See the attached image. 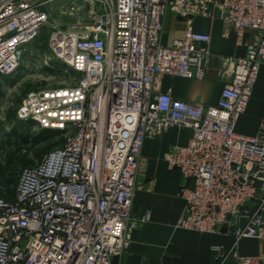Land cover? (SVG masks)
I'll use <instances>...</instances> for the list:
<instances>
[{
    "label": "built area",
    "instance_id": "obj_1",
    "mask_svg": "<svg viewBox=\"0 0 264 264\" xmlns=\"http://www.w3.org/2000/svg\"><path fill=\"white\" fill-rule=\"evenodd\" d=\"M55 0H0V77L13 75L51 15ZM85 17L56 26L49 45L65 65L61 86L29 92L17 118L61 133V144L21 169L14 201L0 196V264H114L130 245L141 153L171 128L193 132L166 155L188 182L178 227L226 233L237 244L264 231V122L256 136L236 133L264 66V0H83ZM247 41L245 57H223L228 75L215 106L161 90L164 76L203 80L211 37L192 18L214 11ZM169 11L186 18L182 39L162 43ZM220 254L221 264H264V255Z\"/></svg>",
    "mask_w": 264,
    "mask_h": 264
},
{
    "label": "crops",
    "instance_id": "obj_2",
    "mask_svg": "<svg viewBox=\"0 0 264 264\" xmlns=\"http://www.w3.org/2000/svg\"><path fill=\"white\" fill-rule=\"evenodd\" d=\"M192 28L196 33L210 35L212 58L203 80L164 76L161 90L174 98L203 105H217L224 86L231 81L228 75H218L223 57H245L244 43L214 11L212 17L192 18ZM187 20L173 11L164 19L162 43L169 46L175 39H182ZM264 122V66L261 67L254 90L245 113L236 125V133L256 136ZM193 136L190 129L171 128L157 139L144 143L140 167L136 179V189L130 222V245L124 255L114 264H221L220 254L224 253L257 257L264 255V231L262 238L243 239L236 246L235 238L226 233L202 234L178 227L185 210V201L179 196L188 182L178 170L171 169L166 155L177 146H187ZM226 264H237L235 258Z\"/></svg>",
    "mask_w": 264,
    "mask_h": 264
},
{
    "label": "rangeland",
    "instance_id": "obj_3",
    "mask_svg": "<svg viewBox=\"0 0 264 264\" xmlns=\"http://www.w3.org/2000/svg\"><path fill=\"white\" fill-rule=\"evenodd\" d=\"M83 6V0H55L47 3L43 8L51 15L50 24L43 27L34 44L24 52L18 71L0 77V193L14 189L7 182L14 177L18 179L22 168L39 163L41 160L38 155L44 149L61 144L63 137L57 135L34 146L33 139L41 130L31 121L19 120L17 110L32 90L61 86L66 79L63 63L55 59L46 62V58L51 56L49 40L56 26H67L82 20L87 12V8L79 12ZM22 137H27L28 142L25 143ZM14 153H17L18 159L15 165L9 167L8 157Z\"/></svg>",
    "mask_w": 264,
    "mask_h": 264
},
{
    "label": "trees",
    "instance_id": "obj_4",
    "mask_svg": "<svg viewBox=\"0 0 264 264\" xmlns=\"http://www.w3.org/2000/svg\"><path fill=\"white\" fill-rule=\"evenodd\" d=\"M57 135H61V133H59L57 131H53V130H41V132L36 137H34L33 144H34V146L35 145H38L39 143L44 142V141H47V140H49V139H51V138H53V137H55ZM22 139H23V137H22ZM23 141L25 143H27L28 142L27 137H24ZM55 147H58V146H56V145H50L48 148L44 149L38 155L39 156V159L42 160L43 154L44 155L47 154L48 152H50L51 150H53V148L55 149ZM17 159H18L17 158V153L11 154L8 157L9 167L15 165ZM18 179H19V177H18ZM18 179H15V177H14L13 180H9L7 182L8 186L14 187V189H12V190L8 189L7 192H1L0 193V196H2L3 198H5L8 201H14V199H15V188H16V185L18 183Z\"/></svg>",
    "mask_w": 264,
    "mask_h": 264
}]
</instances>
